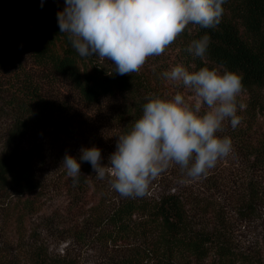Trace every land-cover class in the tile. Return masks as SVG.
I'll return each mask as SVG.
<instances>
[{"label":"trees","instance_id":"obj_1","mask_svg":"<svg viewBox=\"0 0 264 264\" xmlns=\"http://www.w3.org/2000/svg\"><path fill=\"white\" fill-rule=\"evenodd\" d=\"M64 7V0H0V72L19 81L0 108V264H75L53 256L34 232L28 237L31 242H24L33 218L57 197L66 204L43 219L45 230L56 220L58 225L68 224L67 235L78 243L103 249L129 247L113 264H257L232 250L228 228L233 215L252 218L264 203L258 182L264 179V0H226L215 28L190 24L172 43L183 58L173 62L189 71L193 64L195 70L223 65L242 77L247 106L237 109L241 119L235 128L229 121L223 126L238 148L235 151L245 158L239 162L240 170L223 175L215 165L196 183H180L181 173L173 166L161 192L139 198L121 197L107 178L97 179L90 163L80 160L81 148L95 146L101 150L103 165V156L110 151L84 142L95 140L97 126L77 109L91 108L99 119L115 123L117 139L140 118L146 96L171 99L180 92L190 102L193 93L162 75L176 65L143 66L122 76L115 73V66L81 57L67 34L60 33L56 14ZM31 18L45 27L30 52L32 63L49 72L39 80L25 71L19 55L20 35ZM205 34L210 43L201 60L187 48ZM54 79L75 92L76 103L48 94L46 86H53ZM66 152L80 164L81 177L75 185L61 166ZM218 198L232 202L229 215L220 213ZM10 230L17 237L14 244L5 239ZM211 255L214 258L208 262Z\"/></svg>","mask_w":264,"mask_h":264},{"label":"clouds","instance_id":"obj_2","mask_svg":"<svg viewBox=\"0 0 264 264\" xmlns=\"http://www.w3.org/2000/svg\"><path fill=\"white\" fill-rule=\"evenodd\" d=\"M64 2L57 23L76 52L84 58L107 59L115 73L129 76L139 72L149 57L162 55L190 24L215 28L226 0ZM209 43L205 34L192 40L187 51L204 60ZM190 67L192 71L177 64L162 75L189 89L193 102L180 92L171 99L150 94L140 118L116 137L115 151L106 164L102 165L97 147L80 149V160L90 163L97 179L107 178L121 197H143L150 184L173 166L181 173L180 183L198 180L231 154V138L217 133L223 131L225 121L233 128L240 123L236 98L244 90L242 77L223 65ZM61 166L77 184L81 177L77 159L66 152Z\"/></svg>","mask_w":264,"mask_h":264},{"label":"rangeland","instance_id":"obj_3","mask_svg":"<svg viewBox=\"0 0 264 264\" xmlns=\"http://www.w3.org/2000/svg\"><path fill=\"white\" fill-rule=\"evenodd\" d=\"M44 31L45 27L43 23H41L37 18H31L27 22L26 28L22 31L19 39V55L23 61L25 71H27L34 78V80H39L40 78L44 79L45 77L49 76V72L38 68L32 63L30 58L32 46L36 40L43 35ZM180 53L181 51L179 47L177 45L171 44L165 49L162 55L149 57L144 66L154 67L160 63L170 65L180 64L179 61L173 62V60L183 59ZM92 58L108 67L114 66L107 59L101 60L98 57ZM54 81L55 83L53 86H46V91L48 94L58 96L62 100L67 101L70 105L76 103L75 101H77V96L75 92H73L66 84H64L62 80L54 79ZM18 82L19 81L16 80V78H13L8 74H2L0 72V108L4 105L3 102H7L10 96L15 93V87L17 86ZM173 83L174 82H172V84ZM248 100L249 95L245 92H241L236 98L237 109H245ZM189 101L193 102L192 96L189 98ZM77 110L80 112V114H85L95 122V126H97V129L94 132V136H96L95 140H92V142L84 140V142L87 144H99L102 146V148L109 150L110 153L107 156H103V158L105 157L103 161L106 164L109 155L115 151L113 145L116 143L115 136L118 134V127L115 123L109 122V120L105 121L99 119L96 112L91 108L85 109L80 108L79 106ZM84 123L88 124V119L84 121ZM228 124H230V122ZM89 128L90 126L87 127L86 125V129ZM104 133H106V135ZM226 133L227 131H223L219 136H226ZM107 145L111 146L108 147ZM71 150H73V147ZM235 150L238 151V148L235 149L233 147V150L229 155V160L224 158L218 160L216 163L219 169H221L223 175H225L226 172L231 169L240 170L241 166L239 162L245 158L244 156L238 154ZM169 171L170 168L158 176L150 184L149 190L146 194L147 197L155 196L157 193L161 192L164 185L168 184L167 181H169L171 178ZM238 181V178H236L235 182ZM196 182L197 180L193 181V183ZM258 182H261V188L264 191V179L258 180ZM217 202L220 205V213L223 215H229L230 205L232 207V202L227 198H218ZM65 204V199L62 197H57L51 202V206L47 208L43 214L38 215V217L35 216L33 218L31 227L28 228L27 232L25 233L24 242L30 243L31 241L28 237L31 235V232H34V234L36 233V235L39 237V241L42 240L49 246V250L53 256L71 260L75 264H113L114 261L126 255V250L129 249V247L119 246L117 248L109 247L108 249H103L100 248V246H97V244L78 243L73 239V237H71L70 234L67 235L66 231L68 230V224L58 225L60 222H56V220H51V224L47 225L49 230H45L44 223L46 222H44L43 219L47 220L53 217L54 215L52 212L55 210L61 211ZM50 226H52V228H50ZM228 230V236L231 240V247L235 253L249 257V259L255 261L257 264H264V203L259 204L257 207V212L252 216V218H243L233 215L230 219ZM5 239L8 241V243L14 244L17 237L13 234V231L10 230L5 232ZM213 258V255H211L207 261L209 262Z\"/></svg>","mask_w":264,"mask_h":264}]
</instances>
